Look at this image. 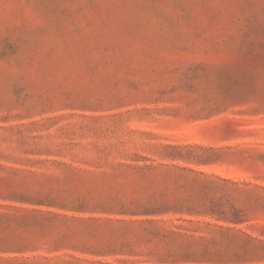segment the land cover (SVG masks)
<instances>
[{"label":"rangeland","instance_id":"obj_1","mask_svg":"<svg viewBox=\"0 0 264 264\" xmlns=\"http://www.w3.org/2000/svg\"><path fill=\"white\" fill-rule=\"evenodd\" d=\"M0 264H264V0H0Z\"/></svg>","mask_w":264,"mask_h":264}]
</instances>
